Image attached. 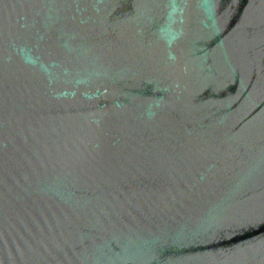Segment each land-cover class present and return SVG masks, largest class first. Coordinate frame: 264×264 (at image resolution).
I'll return each instance as SVG.
<instances>
[{
	"label": "water",
	"instance_id": "1",
	"mask_svg": "<svg viewBox=\"0 0 264 264\" xmlns=\"http://www.w3.org/2000/svg\"><path fill=\"white\" fill-rule=\"evenodd\" d=\"M0 264H264V0H0Z\"/></svg>",
	"mask_w": 264,
	"mask_h": 264
}]
</instances>
